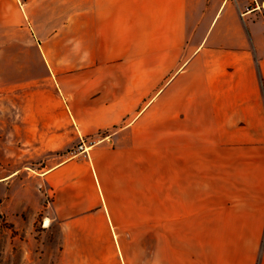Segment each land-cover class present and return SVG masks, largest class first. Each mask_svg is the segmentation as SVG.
<instances>
[{"label": "crops", "instance_id": "0c3cea01", "mask_svg": "<svg viewBox=\"0 0 264 264\" xmlns=\"http://www.w3.org/2000/svg\"><path fill=\"white\" fill-rule=\"evenodd\" d=\"M244 1L0 0V84L7 68L32 81L48 68L80 133L135 112L136 72L124 68H178L161 89L176 87L175 186L166 171L154 188L153 135L133 119L45 174L59 247L40 264H137L141 243L144 264H264V45ZM170 209L176 226L186 210L207 212L187 258L169 249Z\"/></svg>", "mask_w": 264, "mask_h": 264}, {"label": "rangeland", "instance_id": "374dc122", "mask_svg": "<svg viewBox=\"0 0 264 264\" xmlns=\"http://www.w3.org/2000/svg\"><path fill=\"white\" fill-rule=\"evenodd\" d=\"M247 4V10L257 9L248 18L257 22L256 34L264 45V0H247ZM189 45L193 43H186V48ZM124 69L122 73L125 75L136 72L135 112L109 128L83 134L75 130L74 125L65 124L70 117L67 110L69 95L55 78L50 77L48 68H37L40 81L29 80L31 71L27 68L20 72L16 68H7L9 81L0 84V264H40L45 256H51L58 250V225L51 219L53 195L45 174L76 156L88 159L95 147L133 119H138L140 128L151 130L153 135L154 188L159 186L166 171L170 189L175 186L178 143L176 87L169 89L168 98H162L161 89L175 78L178 68L138 66ZM148 76L151 81L144 82L143 78ZM123 85L116 82L113 90L119 91ZM97 101L99 103L100 100ZM193 134V131L186 130L185 139L192 138ZM204 134L207 132L201 136ZM195 135L200 137V132H195ZM165 139L169 144L167 153ZM206 153L202 151L203 155ZM205 166L206 163L201 164L202 171ZM171 196L175 199L176 194L172 195L170 191ZM184 213L185 225L176 226L181 213L170 209L168 234L169 249H184L187 258L192 252L196 230L193 221L208 216L206 211H201L200 216L187 210ZM160 245L153 244L154 250H158ZM144 247L145 243L139 244L141 252L138 253L137 264H144Z\"/></svg>", "mask_w": 264, "mask_h": 264}, {"label": "built area", "instance_id": "2783aa9c", "mask_svg": "<svg viewBox=\"0 0 264 264\" xmlns=\"http://www.w3.org/2000/svg\"><path fill=\"white\" fill-rule=\"evenodd\" d=\"M16 1H17L18 4L22 7L23 4H25V2H26L27 0H16Z\"/></svg>", "mask_w": 264, "mask_h": 264}]
</instances>
